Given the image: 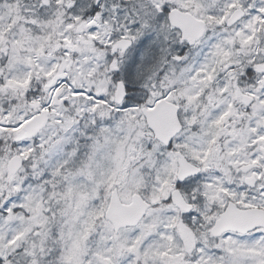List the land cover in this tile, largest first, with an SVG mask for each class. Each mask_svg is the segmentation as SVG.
<instances>
[{"label":"snow or ice","instance_id":"snow-or-ice-1","mask_svg":"<svg viewBox=\"0 0 264 264\" xmlns=\"http://www.w3.org/2000/svg\"><path fill=\"white\" fill-rule=\"evenodd\" d=\"M0 264H264V0H0Z\"/></svg>","mask_w":264,"mask_h":264}]
</instances>
